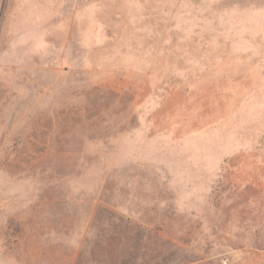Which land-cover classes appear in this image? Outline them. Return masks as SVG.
I'll use <instances>...</instances> for the list:
<instances>
[{
	"label": "rangeland",
	"instance_id": "obj_1",
	"mask_svg": "<svg viewBox=\"0 0 264 264\" xmlns=\"http://www.w3.org/2000/svg\"><path fill=\"white\" fill-rule=\"evenodd\" d=\"M0 247L264 264V0H0Z\"/></svg>",
	"mask_w": 264,
	"mask_h": 264
},
{
	"label": "crops",
	"instance_id": "obj_2",
	"mask_svg": "<svg viewBox=\"0 0 264 264\" xmlns=\"http://www.w3.org/2000/svg\"><path fill=\"white\" fill-rule=\"evenodd\" d=\"M2 245H4V244H2ZM4 248H5V245L3 246ZM1 248V247H0Z\"/></svg>",
	"mask_w": 264,
	"mask_h": 264
}]
</instances>
